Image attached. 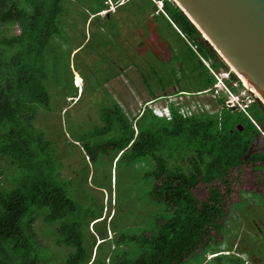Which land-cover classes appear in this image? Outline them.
<instances>
[{
	"label": "trees",
	"instance_id": "obj_1",
	"mask_svg": "<svg viewBox=\"0 0 264 264\" xmlns=\"http://www.w3.org/2000/svg\"><path fill=\"white\" fill-rule=\"evenodd\" d=\"M161 1L159 9L154 0H0V160L15 171L9 176L13 186L0 183V264L57 260L37 241L33 229L37 218L52 224L55 245L69 248L59 264H182L197 249L204 250L212 238L206 234L208 228L224 231V199L231 190L228 173L234 167L264 162V152H250L261 131L242 111L223 107L213 113L183 116L178 109L184 104L170 102V118L144 106L129 120L117 102L104 107L102 124L87 133L91 142L83 145L85 155L94 160L97 154L111 150L114 160L124 159L139 171L140 184L146 185L141 199L159 209L149 214V227L121 230L118 238L109 240L103 230L95 229L102 239L97 244L93 235L87 237L82 224L88 227L99 218L106 222L105 216L101 211L90 214L92 218L86 223L79 219L87 209L67 193L60 166L47 149L44 131L35 125L38 108L48 110L50 105L47 47L53 39L68 38L79 22L104 30L110 38L114 25L117 28L111 5L115 11L146 14L156 28L158 20L164 21L186 43L195 44L200 57L207 61L218 58L221 67L228 69L180 7L173 0ZM98 20H104L103 25ZM16 25L17 32L12 30ZM200 57L197 55L202 71L190 72L197 85L180 87L176 94L195 93L213 85L215 78ZM209 63L217 69L213 61ZM232 77L236 78L234 73ZM161 85L164 91L166 84ZM149 94L152 96L153 90ZM255 102L264 110L258 99ZM251 118L260 125L257 118ZM0 174H5L1 165ZM198 182L208 186L204 200L192 192ZM219 182L225 185L224 192ZM111 220L112 216L105 227ZM108 241L107 250L110 246L112 250L105 262L98 251ZM122 244L132 249H123ZM219 252L213 254L222 255ZM232 261L247 264L237 255Z\"/></svg>",
	"mask_w": 264,
	"mask_h": 264
},
{
	"label": "rangeland",
	"instance_id": "obj_2",
	"mask_svg": "<svg viewBox=\"0 0 264 264\" xmlns=\"http://www.w3.org/2000/svg\"><path fill=\"white\" fill-rule=\"evenodd\" d=\"M109 9L117 23L110 38L104 30L79 22L68 38L53 39L47 47L45 65L50 105L48 110L38 108L35 120L49 142L50 155L60 166L59 175L64 179L67 193L87 209L79 219L86 223L92 218L90 214L101 211L106 222L112 216L106 227L105 221H99L102 218L93 221L98 223L90 221L88 227L82 224L87 237L93 235L95 244L102 241L95 229L103 230L108 239L118 238L121 230L149 227L152 222L149 214L159 209L141 199L146 185L140 184L139 171L132 169L124 159L114 160L115 153L111 150L97 154L94 160L85 155L83 145L91 142L87 133L102 124L101 110L114 101L131 120L144 106L160 109L169 101L197 109L200 104L212 111L218 106L210 94H176L180 87L195 88L198 81L190 72L202 71L197 60L199 54L194 51L195 55L188 48V42L162 20H158L156 28L146 14L115 11L114 6ZM108 20L106 17V22ZM99 23L103 25L104 20H98ZM12 30L17 32L18 25ZM209 61H213L217 69H223L218 58ZM171 80L172 85H168ZM161 82L166 84L164 91ZM156 96L161 97L151 101ZM241 111L260 123L261 133L253 140L251 151L264 152V110L255 102L245 111L239 109ZM0 165L5 169V174H0L1 185L13 186L9 176L14 169L3 160ZM228 180L231 190L224 199L225 214L221 220L224 231L208 228L206 234L212 238L207 240L204 250L197 249L182 264H235L232 260L236 255L247 264H264V162L234 167L228 173ZM219 187L224 192L225 185L219 182ZM208 191L203 182L192 188L198 200L206 199ZM33 229L37 241L57 258L52 262L47 260L48 264H59L69 248L55 245L52 224L37 218ZM108 245L109 241L98 251L105 256V262L112 250L111 246L107 250ZM121 248L132 249L129 244H122ZM94 249L95 246L93 253ZM214 251L222 255L215 256Z\"/></svg>",
	"mask_w": 264,
	"mask_h": 264
},
{
	"label": "water",
	"instance_id": "obj_3",
	"mask_svg": "<svg viewBox=\"0 0 264 264\" xmlns=\"http://www.w3.org/2000/svg\"><path fill=\"white\" fill-rule=\"evenodd\" d=\"M173 1L264 105V0Z\"/></svg>",
	"mask_w": 264,
	"mask_h": 264
},
{
	"label": "built area",
	"instance_id": "obj_4",
	"mask_svg": "<svg viewBox=\"0 0 264 264\" xmlns=\"http://www.w3.org/2000/svg\"><path fill=\"white\" fill-rule=\"evenodd\" d=\"M154 1L157 4L158 8L161 9L162 1L161 0H154ZM188 44L193 51L197 52V46L195 44L190 43V42H188ZM200 59L202 60L204 65L207 67L209 73L214 76L215 81L213 85L202 91H198L195 93L183 92L182 94H188V95L189 94H195V95L210 94V96L214 99V102L218 106L215 110L212 111V110H209L207 106L202 107L200 104H198L199 109H197L196 106H194L193 108H190L185 105H182L179 107L178 110L180 111V113L183 114V116H189L193 113L203 112V111L213 113L215 111L221 110V108L223 107L237 109V110L241 109L245 111L246 108L257 99L258 96L255 93V91L243 79H241L233 71L231 67H229L228 69L226 68L213 69L210 66L209 61L205 60L202 57H200ZM232 73H234L236 78L232 77ZM211 90H213V92H211ZM169 96L167 97L170 98ZM160 97H157V98H160ZM157 98L151 99V101H155ZM170 102L174 103L173 101H169L166 103L165 106L161 107L160 109H156L155 107L152 108L153 113L158 116H164L166 118H170V110L168 107V103ZM174 104L176 106L178 105L176 103ZM252 121L260 129L259 125L256 124V122L253 119Z\"/></svg>",
	"mask_w": 264,
	"mask_h": 264
},
{
	"label": "flooded vegetation",
	"instance_id": "obj_5",
	"mask_svg": "<svg viewBox=\"0 0 264 264\" xmlns=\"http://www.w3.org/2000/svg\"><path fill=\"white\" fill-rule=\"evenodd\" d=\"M257 136H258V135H257ZM255 138H256V137H255ZM251 147H252V144H251V146H250V152H252V151H251Z\"/></svg>",
	"mask_w": 264,
	"mask_h": 264
},
{
	"label": "bare ground",
	"instance_id": "obj_6",
	"mask_svg": "<svg viewBox=\"0 0 264 264\" xmlns=\"http://www.w3.org/2000/svg\"><path fill=\"white\" fill-rule=\"evenodd\" d=\"M245 81V80H244ZM246 82V81H245ZM256 93V92H255ZM257 94V93H256Z\"/></svg>",
	"mask_w": 264,
	"mask_h": 264
}]
</instances>
